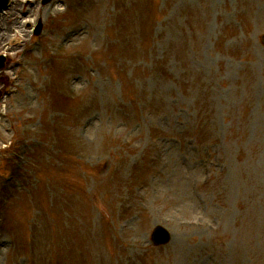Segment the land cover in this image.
<instances>
[{
    "label": "rangeland",
    "instance_id": "374dc122",
    "mask_svg": "<svg viewBox=\"0 0 264 264\" xmlns=\"http://www.w3.org/2000/svg\"><path fill=\"white\" fill-rule=\"evenodd\" d=\"M50 1L0 13V264H264V0Z\"/></svg>",
    "mask_w": 264,
    "mask_h": 264
},
{
    "label": "water",
    "instance_id": "95a60500",
    "mask_svg": "<svg viewBox=\"0 0 264 264\" xmlns=\"http://www.w3.org/2000/svg\"><path fill=\"white\" fill-rule=\"evenodd\" d=\"M5 0H0V4L2 3V2H4Z\"/></svg>",
    "mask_w": 264,
    "mask_h": 264
}]
</instances>
